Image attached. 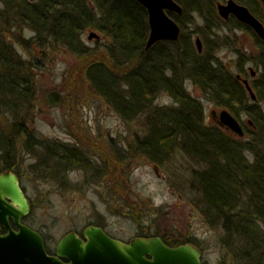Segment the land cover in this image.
Returning a JSON list of instances; mask_svg holds the SVG:
<instances>
[{
    "label": "trees",
    "instance_id": "1",
    "mask_svg": "<svg viewBox=\"0 0 264 264\" xmlns=\"http://www.w3.org/2000/svg\"><path fill=\"white\" fill-rule=\"evenodd\" d=\"M177 1L184 11L170 15L181 26L179 39L160 41L147 49L148 11L137 0H0V151L7 163L3 171L18 173L10 160L18 157L15 150L20 137L50 177L83 169L108 183L103 178L107 171L97 164L104 162L111 177L117 165L129 160L116 145H112L116 155L110 151L97 158L87 153L82 139L74 144L38 139L28 128L25 115L19 117V108L30 107L32 98L36 99L37 86L30 74L41 67L25 59L17 44L25 50L33 44L56 46L74 55L76 65L72 63L67 72L70 91L65 99L50 90L45 94L47 100L73 105L75 97L95 93L124 120H144L143 134L136 133V150L155 163L179 154L182 163L190 165L186 166L188 189L196 207L222 232L220 241L228 260L222 264H264V41L234 17L227 21L220 17L216 0ZM238 1L264 22L259 0ZM195 18L204 19V23L189 29L187 22H195ZM229 24L248 31L259 47L254 56L240 53L236 71L215 55L221 44H231L228 36L216 34L220 26ZM26 29L32 32L30 37H25ZM91 29L104 35L102 49L85 43L83 35ZM193 34L201 37L202 52ZM249 61L259 69L258 76L250 79L256 100L243 82ZM187 80L216 107L226 108L238 118L246 116L245 135L239 138L209 123L203 102L186 89ZM163 93L173 98L174 105L157 104ZM109 161L115 162V167ZM115 181L119 183V179ZM162 237L170 244H197Z\"/></svg>",
    "mask_w": 264,
    "mask_h": 264
},
{
    "label": "rangeland",
    "instance_id": "2",
    "mask_svg": "<svg viewBox=\"0 0 264 264\" xmlns=\"http://www.w3.org/2000/svg\"><path fill=\"white\" fill-rule=\"evenodd\" d=\"M223 1L226 0L215 2L217 5V2ZM203 23L204 19L195 18V22H187L186 25L189 29H195ZM233 24L218 28L216 34L228 36L231 44H221L215 55L236 71L240 53L254 56L258 54L259 47L248 31L235 29ZM92 31L99 34L97 39H89ZM23 33L25 37L32 35L27 29ZM83 39L93 49H102L106 44L104 35L93 29L86 30ZM17 46L24 52L25 59L30 63L38 62L41 67L37 73L30 74L37 86L36 99L32 98L30 107L19 108V117L25 115L26 124L36 138L69 144L82 139L87 153L89 151L91 156L97 158H100L99 153L108 156L110 151L116 155L112 147L116 145L117 151L129 156V160L117 165V172H112L111 177L104 162L97 164L107 171L103 178L108 183L83 169H69L61 177L55 178L42 170L44 166L39 163V159L37 161L38 157L26 149L24 137L18 138L15 150L18 157L10 160L15 165L11 162L9 165H14L32 202V211L25 218V223L44 235L48 248L54 250L56 243L66 233L82 231L90 222H99L110 234L122 239L147 234L164 236L173 242L192 240L202 249L206 264L228 261L224 259L220 227L211 226L205 220L188 189L186 166L189 164L182 163L183 157L176 154L165 162L151 161L136 150L134 144L136 133L143 134L144 120H124L95 93L86 92L75 97L73 105L50 103L45 97L50 90L59 93L63 99L68 95L70 79L67 72L72 63L76 65L74 55L56 46L42 48L33 44L30 50H25L20 44ZM258 70V66L249 61L246 64V79L251 81L258 76ZM253 71L255 74L251 75ZM186 89L203 102L207 121L215 122L212 110L220 112L223 108L208 101L189 80L186 81ZM156 102L162 106L175 103L167 93H163ZM9 117L12 118L10 114ZM239 120L243 125L249 123L244 115ZM3 155V151H0V171L7 164ZM109 164L115 167V162L109 161ZM123 173L126 175L122 176ZM117 179L120 185L115 181ZM126 184L129 186L125 190L123 186Z\"/></svg>",
    "mask_w": 264,
    "mask_h": 264
},
{
    "label": "water",
    "instance_id": "3",
    "mask_svg": "<svg viewBox=\"0 0 264 264\" xmlns=\"http://www.w3.org/2000/svg\"><path fill=\"white\" fill-rule=\"evenodd\" d=\"M148 11L150 35L146 48L160 41H177L181 34L179 22L170 12L181 15L184 9L177 0H137ZM264 5V0H260ZM218 13L228 20L234 16L251 27L264 41V23L251 9L236 0L217 3ZM92 31L89 39L98 38ZM198 51H203L201 37L196 38ZM255 74L254 71L251 75ZM244 83L253 100L256 94L248 79ZM219 124L239 137L245 134L242 123L226 108L212 110ZM31 203L22 187L19 176L11 170L0 174V264H203L202 252L191 243L170 246L161 237H137L129 243L113 238L99 226L84 229L82 238L70 231L56 243L55 253L50 254L43 235L24 224L30 214ZM13 220L17 229L11 224ZM3 227L7 229L2 232ZM67 261L64 262V260Z\"/></svg>",
    "mask_w": 264,
    "mask_h": 264
},
{
    "label": "flooded vegetation",
    "instance_id": "4",
    "mask_svg": "<svg viewBox=\"0 0 264 264\" xmlns=\"http://www.w3.org/2000/svg\"><path fill=\"white\" fill-rule=\"evenodd\" d=\"M260 5H261V7L263 8V10H264V5H263V3L260 1ZM231 17H234V16H231ZM230 17V18H231ZM229 18V19H230ZM235 18V17H234ZM236 19V18H235ZM237 20V19H236ZM241 23V22H240ZM245 25V24H244ZM247 26V25H246ZM249 27V26H248ZM251 28V27H250ZM2 172H4V171H0V173H2ZM24 188V187H23ZM25 190V189H24ZM28 196V195H27ZM29 200L31 201V199L29 198ZM31 205H32V202H31ZM24 221V220H23ZM25 222V221H24ZM11 223H12V225H13V222L11 221ZM93 225H95V226H99V227H101V228H103L104 230H105V227L102 225V224H100V225H96V224H93ZM89 226V225H88ZM15 228H17L16 226H14ZM85 229V228H84ZM105 232L108 234V235H110L111 237H113V238H116V240L117 239H120L121 241H124V242H130V241H132V239H135V238H137V237H152V236H158V235H147V234H142V235H139V236H135V237H133V238H131V239H122V238H119V237H116L115 235H112V234H110L108 231H106L105 230ZM82 238H84L85 239V237H84V235H83V231H81V232H79L78 233ZM160 236V235H159ZM162 237V236H161ZM162 239H163V237H162ZM164 240V242L166 243V244H168V245H170V246H177V245H179V244H170V243H168L167 241H165V239H163ZM202 250V249H201ZM203 258V257H202ZM65 261H67V259H65L64 260V262Z\"/></svg>",
    "mask_w": 264,
    "mask_h": 264
},
{
    "label": "bare ground",
    "instance_id": "5",
    "mask_svg": "<svg viewBox=\"0 0 264 264\" xmlns=\"http://www.w3.org/2000/svg\"><path fill=\"white\" fill-rule=\"evenodd\" d=\"M224 109V108H223ZM211 114H212V112H211ZM235 116V115H234ZM213 117V116H212ZM236 117V116H235ZM214 118V117H213ZM238 120H239V118L238 117H236ZM214 120H215V122L214 123H216L217 125H219L220 127H222V128H226V127H224V126H222L221 124H219V122H218V119H216V118H214ZM240 121V120H239ZM241 123H242V121H240ZM227 129V128H226ZM227 130H229V129H227Z\"/></svg>",
    "mask_w": 264,
    "mask_h": 264
}]
</instances>
